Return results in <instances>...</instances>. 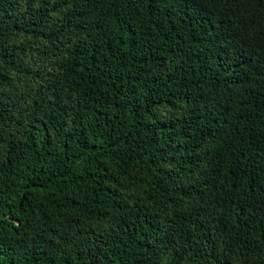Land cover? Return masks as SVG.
Segmentation results:
<instances>
[{"label": "trees", "instance_id": "1", "mask_svg": "<svg viewBox=\"0 0 264 264\" xmlns=\"http://www.w3.org/2000/svg\"><path fill=\"white\" fill-rule=\"evenodd\" d=\"M0 264H264V0H0Z\"/></svg>", "mask_w": 264, "mask_h": 264}]
</instances>
